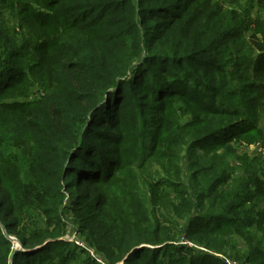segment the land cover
<instances>
[{
	"label": "trees",
	"instance_id": "16d2710c",
	"mask_svg": "<svg viewBox=\"0 0 264 264\" xmlns=\"http://www.w3.org/2000/svg\"><path fill=\"white\" fill-rule=\"evenodd\" d=\"M197 1L0 0V264H264V162L214 148L264 114V0L247 37Z\"/></svg>",
	"mask_w": 264,
	"mask_h": 264
},
{
	"label": "rangeland",
	"instance_id": "374dc122",
	"mask_svg": "<svg viewBox=\"0 0 264 264\" xmlns=\"http://www.w3.org/2000/svg\"><path fill=\"white\" fill-rule=\"evenodd\" d=\"M204 2V3H203ZM203 3V4H202ZM11 3H8L7 8L5 9V15L11 23L15 20V12L11 6ZM196 6L198 9H205L204 10V19L203 22L207 19L208 14L211 19L210 21H220L222 15L221 12L225 11H234L232 13L225 14V19L224 21L229 24V18L228 15L230 14L231 16H236L242 17L241 21L244 22V28L238 33V37H247L250 35L254 28V19L257 16L256 10H257V0H250L249 2H243L239 4L238 6H235L233 4L228 3L227 0H198ZM197 10H192L195 14L198 12ZM208 13H206V12ZM259 13L262 14V18L264 19V9H259ZM34 94L31 95L28 99L32 100L34 98H40L44 96V91L40 90L37 87H34L33 89ZM256 124H257V129L256 131H251L246 134H242L239 136H236L235 138H232L230 141H227L226 143L222 145L214 146L215 150H217L219 153H223L225 149L230 153L229 158H230V163L235 169V173L243 175V166L241 165V159L245 158V156H249L251 159H260L263 160L264 162V114L259 112L257 113V116L255 118ZM214 143L212 141L207 142V144L203 145L198 149L199 152H204L205 149L209 148V144ZM188 157L185 158L183 161V165L185 168H188ZM261 167V163H260ZM246 174V173H245ZM184 181L187 182L188 176L186 175V172L184 171ZM69 233L67 236L69 237L70 240H75L79 241V234L76 231V227L74 225H70L68 227ZM12 238H15V236H12ZM15 240V245H14V250H21L25 252L26 250H23V247L21 243ZM176 243L182 245V246H194L197 251H204L206 252V248H204L201 245H197L195 242L192 240H188L185 236L184 231L180 232L178 238L176 239ZM91 251V249H90ZM214 253V252H213ZM215 254V253H214ZM220 258H223V260L226 261V258L223 255L215 254Z\"/></svg>",
	"mask_w": 264,
	"mask_h": 264
},
{
	"label": "built area",
	"instance_id": "2783aa9c",
	"mask_svg": "<svg viewBox=\"0 0 264 264\" xmlns=\"http://www.w3.org/2000/svg\"><path fill=\"white\" fill-rule=\"evenodd\" d=\"M78 242V241H77ZM79 244H81L82 245V243L81 242H78ZM91 252H92V255H94L95 257H96V259L99 261V262H102V259L100 258V257H98L96 254H95V252H94V250H91ZM229 264H240L239 262H237V261H231V260H226Z\"/></svg>",
	"mask_w": 264,
	"mask_h": 264
},
{
	"label": "water",
	"instance_id": "95a60500",
	"mask_svg": "<svg viewBox=\"0 0 264 264\" xmlns=\"http://www.w3.org/2000/svg\"><path fill=\"white\" fill-rule=\"evenodd\" d=\"M15 252V251H14Z\"/></svg>",
	"mask_w": 264,
	"mask_h": 264
}]
</instances>
